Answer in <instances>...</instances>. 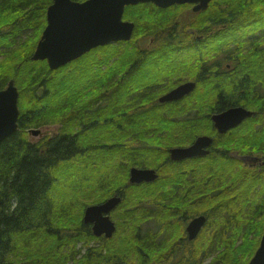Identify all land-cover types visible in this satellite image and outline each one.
Instances as JSON below:
<instances>
[{
  "label": "trees",
  "instance_id": "obj_1",
  "mask_svg": "<svg viewBox=\"0 0 264 264\" xmlns=\"http://www.w3.org/2000/svg\"><path fill=\"white\" fill-rule=\"evenodd\" d=\"M52 2L0 0V89L13 80L19 93L18 130L0 144V264H53L55 258L59 264L61 257L59 253L55 256V252L74 251L79 245L92 242L108 244L105 250L121 252L120 262L135 264V258H148L147 251L132 246L146 242L147 216L144 211L138 215L130 210L145 208V191L150 186L130 185L128 173L131 167L155 168L158 162L163 165L168 147L152 140H158V132L162 136L170 132L166 142L170 147L177 146L178 122L169 120L173 115L169 106L154 105L152 113L131 114H126L125 108L132 104L136 94L143 93L134 83L141 70L145 72L144 68L149 67V71H159L158 63L168 62L169 56L144 61H140V56H123L129 51L127 43L108 46L102 53L83 55L50 70L46 62H34L31 56L46 26L45 14ZM238 9L221 13L232 12L236 16L242 12ZM146 11L149 10L139 8L142 14L133 19L134 34L151 35L166 26ZM33 32L35 39L29 42ZM14 47L17 52H13ZM163 47L158 49L165 50ZM203 50H209V44L200 47ZM121 55V64L129 68L116 83L112 78ZM263 61L262 56H251L242 61L237 71L217 79L210 74L205 77L203 72L195 93L197 101L187 102L181 109H185V115L197 110L201 115L198 123L206 126L210 113L245 104L243 94L252 91L251 84L260 76ZM102 66L107 69L102 70ZM213 79L219 81V86H214ZM189 124L195 129L194 121ZM53 126L57 127L55 135L30 141L29 130ZM157 167L163 174V168ZM84 171L88 176L84 177ZM113 195L122 199L115 210H126L128 214L119 220L121 226L116 223L111 239H96L89 229L85 230L84 210ZM139 199L142 204L135 202ZM223 211L219 207L212 215L206 212L211 219L208 235L216 228L212 220H220L225 215ZM250 227L236 233L227 224L219 226L216 242L222 240V244L230 245L225 249H201L200 264L211 258L212 262L207 264H248L264 234V226L256 231L251 224ZM179 264L188 262L183 260Z\"/></svg>",
  "mask_w": 264,
  "mask_h": 264
},
{
  "label": "flooded vegetation",
  "instance_id": "obj_2",
  "mask_svg": "<svg viewBox=\"0 0 264 264\" xmlns=\"http://www.w3.org/2000/svg\"><path fill=\"white\" fill-rule=\"evenodd\" d=\"M199 5L200 3H185L158 8L153 4H141V9L149 10L146 14L154 15L166 26L151 35L142 32L134 34V20L122 18L124 22L134 26L129 41L99 46L85 54L97 51L102 53L108 46L117 47L130 43L129 51L124 52L123 56L143 57L140 61L169 56V61L161 63L159 71L146 76L147 73L141 70L142 74L138 78L140 82L136 85H139L143 93L136 94L132 104L125 108L126 114H131L146 111L152 113L154 105L169 106L168 109L173 108V115H170L169 120L178 122L177 146L170 147L166 142L170 132H164L163 136L158 132V140H152L168 147L165 148L167 158L163 165L158 162L155 168L131 167L128 173L127 181L130 185L150 186L145 191V208L138 206L130 210V213L138 215L144 211L147 216V240L139 244L134 241L132 246L147 251L148 258L143 261L135 258V264H179L183 260L188 264H200L201 249L229 247V242L222 244L221 240L218 244L214 238L219 226L227 224L230 231L236 233L245 232L248 227L251 229L250 224L254 226V231L259 226H264V61L261 63L263 67H260V76L251 84L252 91L243 94L245 104L231 105L223 111L210 113L206 126L198 123L201 115L197 110L185 115V109H181L185 103L197 101L195 93L203 72L205 77L210 74L211 78L214 76L217 79L224 73L237 71L242 61L251 56L264 57V0H209L206 8L197 12L195 7ZM127 8L124 9L123 17L131 15L134 19L142 14L128 12ZM235 8L242 12L236 16L232 12L230 15L221 13ZM207 44L209 50L200 51V47L206 48ZM160 45L165 50L158 49ZM17 50V47L13 48V52ZM204 53L206 55L202 59ZM123 56L119 57L117 67H113L116 73L112 79L116 83L123 79L129 68L121 64ZM106 69L102 66V70ZM216 79H213L215 87L219 86ZM187 84L193 86L187 94L179 99L161 102L164 97ZM236 108L250 114L244 115L241 121L226 131H219L213 117ZM193 121L195 129L192 128L193 124H189ZM201 138L208 139V143L205 141L201 149L205 152L204 155L188 156L178 161L171 158L172 150L189 149ZM157 165L163 168V174L159 172ZM132 169L152 170L157 178L151 182L131 183ZM209 171L211 172L208 174ZM159 177L161 180L156 181ZM112 197H119L121 203L120 196L113 195L110 198ZM135 202L142 204V199ZM117 206L109 213L115 228L116 223L121 226L119 220L128 214L126 210L116 211ZM219 207H222V214L225 215L218 221L212 220L211 224L216 228L208 235L206 230L211 219L209 220L206 212L212 215ZM201 217L205 218V223L195 237L191 238L187 228L193 220ZM84 226L86 231L89 229L92 233L91 224ZM135 237L137 239V235ZM139 237L144 238L141 234ZM94 238L109 240L105 235ZM106 245L108 244L94 242L81 244L74 251H57L55 256L60 254L59 264H129L119 261L121 252L116 249L105 250ZM153 254L156 255L155 258ZM173 255H176L175 259ZM71 256L73 257L70 258ZM211 260L212 258L210 263ZM53 264H56V258L53 259Z\"/></svg>",
  "mask_w": 264,
  "mask_h": 264
},
{
  "label": "water",
  "instance_id": "obj_3",
  "mask_svg": "<svg viewBox=\"0 0 264 264\" xmlns=\"http://www.w3.org/2000/svg\"><path fill=\"white\" fill-rule=\"evenodd\" d=\"M209 0H86L74 2L72 0H53L46 11V26L31 56L34 62H46L50 70H57L90 52L99 46H107L117 42H127L133 32V24L122 21L124 9L138 4H153L158 8L185 3H200L195 11L206 8ZM69 31L76 32L81 39L71 47L62 42V37ZM193 89L190 84L184 85L164 97L161 102L179 99ZM18 97L19 93L10 80L4 89H0V144L15 134L18 130ZM250 113L241 108L231 109L213 117L216 128L224 132L232 125L241 121L244 115ZM29 135L38 137L39 129L29 130ZM208 139L201 138L186 150L174 149L171 151L173 160H181L188 156L204 155L201 151L204 142ZM157 178L152 170L132 169L130 172L131 183L151 182ZM120 203L119 197H112L101 205L87 207L84 211L83 223L92 225L95 237L105 235L111 238L115 226L109 218V213ZM205 218H197L187 228L193 238L203 227ZM264 257V234L258 249L248 264H259Z\"/></svg>",
  "mask_w": 264,
  "mask_h": 264
},
{
  "label": "rangeland",
  "instance_id": "obj_4",
  "mask_svg": "<svg viewBox=\"0 0 264 264\" xmlns=\"http://www.w3.org/2000/svg\"><path fill=\"white\" fill-rule=\"evenodd\" d=\"M141 7V4H138L137 6H132V7H128L127 9H128V12H131V11H136V12H138L139 11V8ZM141 9V8H140ZM124 17H126V18H123V20H127V21H129V20H133L132 19V17H131V15H129V16H124ZM128 18V19H127ZM27 35V34H26ZM35 35H36V33H35ZM34 35V36H35ZM34 36H30V38H29V42H31V41H33L35 38H34ZM0 62H1V57H0ZM158 65L159 66H161V63L159 62L158 63ZM149 67H145L144 68V71L147 73V74H145L146 76L147 75H149V73H151L152 71L150 70L149 71ZM148 71V72H147ZM140 75H141V72H140ZM135 81H136V83H135ZM139 79H134V83L135 84H139ZM41 130V136H49V137H51V136H53V135H55L56 133H57V127L56 126H53V127H46V128H42V129H40ZM40 136V137H41ZM30 137V141L31 142H36V141H38V140H40L39 138L40 137H32V136H29ZM86 176H88V173L87 172H85L84 171V177H86ZM209 261V259H207L205 262H208ZM210 262V261H209Z\"/></svg>",
  "mask_w": 264,
  "mask_h": 264
},
{
  "label": "snow or ice",
  "instance_id": "obj_5",
  "mask_svg": "<svg viewBox=\"0 0 264 264\" xmlns=\"http://www.w3.org/2000/svg\"><path fill=\"white\" fill-rule=\"evenodd\" d=\"M81 37L73 31L67 32L63 37H62V42L68 47H71L74 43H76L78 40H80ZM3 100L0 98V103H2ZM259 264H264V257L260 258Z\"/></svg>",
  "mask_w": 264,
  "mask_h": 264
},
{
  "label": "bare ground",
  "instance_id": "obj_6",
  "mask_svg": "<svg viewBox=\"0 0 264 264\" xmlns=\"http://www.w3.org/2000/svg\"><path fill=\"white\" fill-rule=\"evenodd\" d=\"M236 6V5H235ZM240 7V6H239ZM172 31V30H171ZM120 79V78H119ZM131 79V78H130ZM125 83V82H124ZM117 91V90H116ZM119 96V95H118ZM92 117V116H91Z\"/></svg>",
  "mask_w": 264,
  "mask_h": 264
}]
</instances>
